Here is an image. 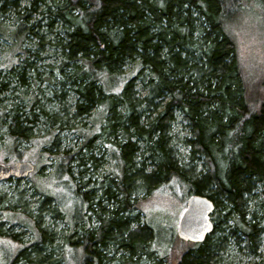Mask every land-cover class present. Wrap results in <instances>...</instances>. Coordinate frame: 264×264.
<instances>
[{
  "label": "trees",
  "instance_id": "16d2710c",
  "mask_svg": "<svg viewBox=\"0 0 264 264\" xmlns=\"http://www.w3.org/2000/svg\"><path fill=\"white\" fill-rule=\"evenodd\" d=\"M18 2L4 0L0 13L4 5L15 7ZM41 3L40 15L49 19L48 26L56 20L67 26L65 38L56 44L62 58L50 71L51 79L61 78L72 86L77 96L76 115L89 118L95 107H106L98 133L111 137V142L105 141L111 177H103L100 195L93 189L81 193V184L73 183L76 176L67 166L72 155L52 157L57 182L64 180L65 200L41 192L43 203L51 201L62 207L66 200L73 201L63 251L52 259L50 253L28 258L23 250H16L7 264L22 256L25 264H139L141 255L150 257L154 252L150 246L155 233L146 218L139 225L138 214L133 215L139 209L133 195L141 191L151 195L179 182L186 186L187 196L210 199L214 212L212 232L203 242L173 237L168 253L178 249L177 264H216L217 250L226 240L215 236L231 216L234 225L230 234L242 237L249 254L258 258L264 210L257 221L254 217L248 220L245 205L247 197L264 200V97L247 88L233 26L253 5L264 12V0H163L162 5L161 0H62L60 4L52 0L53 5L30 0L24 9L36 13ZM8 30L15 41L31 32L21 22ZM132 62L134 70L123 72L124 65ZM31 67L24 62L8 72L21 82ZM54 74L57 77L52 78ZM136 81L146 91L142 97L133 91ZM7 87L2 80L0 89ZM174 111L189 125L190 159L201 158L204 170H186L173 159L168 128ZM7 130L10 150L16 148L17 141H31L29 128L21 125L17 115L10 119ZM85 132L87 147L92 139L87 136L94 134L89 128ZM117 133L123 139L116 142ZM138 142L150 162L148 171L145 165L133 167ZM87 158L95 165L97 159L92 154ZM103 201H110L112 209ZM56 208L51 215L64 214ZM94 215L98 224L92 228L89 221ZM80 221L87 226L79 228ZM37 233V241L43 242L44 232ZM252 264H264V258Z\"/></svg>",
  "mask_w": 264,
  "mask_h": 264
},
{
  "label": "rangeland",
  "instance_id": "374dc122",
  "mask_svg": "<svg viewBox=\"0 0 264 264\" xmlns=\"http://www.w3.org/2000/svg\"><path fill=\"white\" fill-rule=\"evenodd\" d=\"M53 1L57 4L62 2V0ZM43 2L45 5H53L52 0H43ZM29 3L30 0H19L18 6L4 5L0 13V82L3 80L8 86L7 90L0 89V163L30 162L34 165V171L26 178L0 182V264H7L16 250H23L28 258L50 253L52 259H57L63 251L64 238L69 233L70 227L69 208L73 201L66 200L67 206L63 203L62 207L56 206L51 201L48 202L49 204L43 203V193L45 196L64 198L62 195L64 180L57 182L58 172L53 170L52 157L72 155L67 166L70 174L76 176L73 183L81 184V193L93 189L100 195L103 177L107 176L108 179L111 177L108 173L111 169L110 156L105 148L107 146L105 141H110L111 137L103 132L98 133L99 120L104 116L106 107L104 104L99 110L95 107L91 113V116L95 117L90 123L91 116L87 118L86 115L75 114L77 96L72 86L61 78L51 79L52 73H50L61 62L60 49L56 44L65 38L67 26L60 20L48 26L49 19L45 17L46 15H40L44 5L39 4L34 13L24 9ZM3 4L4 0H0V6ZM20 22L26 23L31 32L15 41L10 37L8 29L19 26ZM233 30L237 56L247 88L262 98L264 97V12L253 5L249 11H243ZM24 62H29L33 66L25 71L24 80L20 82L11 78V73L8 71L15 70ZM134 67L135 63H128L124 65L123 72H130ZM55 77L56 74L52 78ZM62 81L65 82L64 85H59L58 82ZM133 91L136 97L146 94L141 83L137 81ZM143 107L141 105L138 110L141 111ZM16 115L21 125L29 128L27 135L31 141H17L16 148L10 150L12 146L7 137V126L10 119ZM173 117L168 128V145L173 159L176 160L177 165L186 170L194 169L197 172L204 170L201 158L190 159V147L187 141L191 134L187 121L178 111H174ZM88 128L94 136H87L92 139L85 147L84 135L90 134L85 132ZM117 134L114 138L116 142L123 139L119 133ZM139 144L140 142L137 146L140 150L135 153L133 167L137 169L145 165L148 171L151 169L150 162L146 159L147 154L141 149L142 145ZM88 154H92L97 159L95 165L90 163ZM75 155L81 160L76 161ZM188 197L186 186L180 182L172 189L158 188L151 195L145 191L133 195L135 204L139 203V209L132 212L133 215L138 214L139 225H143L146 218L155 233L154 241L150 246L154 252L150 257L141 255L139 264H177L178 249L171 253H168V250L173 237L177 236L178 221L186 208ZM103 205L112 209L110 201H103ZM56 207L67 215L61 213L56 216L51 215V211L56 210ZM245 207V217L248 220L254 217L257 221L262 215L261 210H264L263 197H247ZM223 223L225 224L220 226L222 231L217 233L215 239L223 236L226 241L223 247L217 250L216 264H252L264 258V229L260 233L258 245L260 256L257 258L249 254L239 233L236 234L239 238L230 234L234 225L233 217H229ZM97 224L94 215L89 221V227H96ZM82 225L87 226L86 222L80 221L78 227ZM259 225L264 227V220H260ZM40 230L45 234L43 242L37 241V231ZM108 252L110 254L112 250L108 248ZM167 253L169 256H164ZM25 261L26 258L22 256L13 264H25Z\"/></svg>",
  "mask_w": 264,
  "mask_h": 264
},
{
  "label": "water",
  "instance_id": "95a60500",
  "mask_svg": "<svg viewBox=\"0 0 264 264\" xmlns=\"http://www.w3.org/2000/svg\"><path fill=\"white\" fill-rule=\"evenodd\" d=\"M34 171L30 162L0 163V182L10 179H23ZM213 202L205 196L193 194L188 197L186 208L182 212L177 229V237L185 242L201 243L212 232L211 215Z\"/></svg>",
  "mask_w": 264,
  "mask_h": 264
},
{
  "label": "snow or ice",
  "instance_id": "6c2138e0",
  "mask_svg": "<svg viewBox=\"0 0 264 264\" xmlns=\"http://www.w3.org/2000/svg\"><path fill=\"white\" fill-rule=\"evenodd\" d=\"M162 3H163V0H161V5H162Z\"/></svg>",
  "mask_w": 264,
  "mask_h": 264
}]
</instances>
